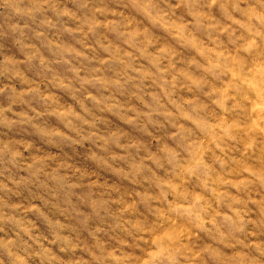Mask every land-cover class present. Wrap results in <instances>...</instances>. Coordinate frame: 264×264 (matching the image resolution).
I'll return each mask as SVG.
<instances>
[{"label": "rangeland", "instance_id": "obj_1", "mask_svg": "<svg viewBox=\"0 0 264 264\" xmlns=\"http://www.w3.org/2000/svg\"><path fill=\"white\" fill-rule=\"evenodd\" d=\"M0 264H264V0H0Z\"/></svg>", "mask_w": 264, "mask_h": 264}]
</instances>
